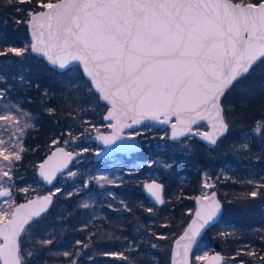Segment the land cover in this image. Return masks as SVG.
<instances>
[{"label":"trees","instance_id":"16d2710c","mask_svg":"<svg viewBox=\"0 0 264 264\" xmlns=\"http://www.w3.org/2000/svg\"><path fill=\"white\" fill-rule=\"evenodd\" d=\"M48 1L0 0V117L11 124L1 110L7 106L11 113V106H17L21 119L15 126L22 131L9 162L4 154L0 158L6 161L0 188L17 187L16 203L25 200L31 191L21 188L41 184L38 165L66 139L73 140L76 151H85V161L74 166L80 169L75 175L59 179L58 184L64 180L62 189L51 210L25 231L21 252H35L31 264H170L173 243L193 217L194 200L204 195L206 172L224 210L195 252L206 241L224 255V264H264V59L224 96L229 131L215 147L195 138L173 143L166 137L168 146L161 153L153 143L157 138L150 139L142 160L116 156L119 167L131 175L101 185L92 176L108 162L93 160L95 145L86 137L103 124L105 105L79 66L60 73L30 51L27 22ZM182 143L181 152L172 147ZM89 166L95 168L90 176L85 174ZM157 167L165 187L160 207L145 194L142 181Z\"/></svg>","mask_w":264,"mask_h":264},{"label":"water","instance_id":"95a60500","mask_svg":"<svg viewBox=\"0 0 264 264\" xmlns=\"http://www.w3.org/2000/svg\"><path fill=\"white\" fill-rule=\"evenodd\" d=\"M27 28L33 55L62 73L79 66L102 104L108 132L86 138L101 150L102 162L141 151L133 132L151 125L170 130L177 142L195 138L209 148L229 131L222 100L264 59V1L233 0H58L31 14ZM205 126V131L198 128ZM85 155L57 146L38 165L44 188ZM155 206L165 204L159 180L143 186ZM9 189H0L4 200ZM54 192L19 202L0 223L1 264H23L21 238L48 213ZM223 204L216 191L195 198V211L175 239L170 264H193L206 231L220 222ZM221 252L203 264H224Z\"/></svg>","mask_w":264,"mask_h":264},{"label":"rangeland","instance_id":"374dc122","mask_svg":"<svg viewBox=\"0 0 264 264\" xmlns=\"http://www.w3.org/2000/svg\"><path fill=\"white\" fill-rule=\"evenodd\" d=\"M54 2H56V1L55 0H49L48 2L45 3V5L48 6V5L53 4ZM242 2L243 1L240 0L237 3L243 4ZM11 107L14 109L11 113H10V110H11L10 107H7V106L5 108H3V111L1 110V114L5 115V116L9 115L8 120L11 118V124H10V122L8 125L5 124L2 121H4V119H6V118L0 117V158H3L2 156L5 155L4 156L5 158L8 157L7 162H9L10 156L14 155V152L18 148L19 140L21 139V134H22V131H21V128L19 127V125L15 126V123L18 122V119H21L20 117H17L19 114L17 115L15 113V111L16 110L19 111V109L17 108V106H11ZM104 109H105V112H104V114H105L106 110H107L106 105L104 106ZM104 114H103V116H104ZM109 126H110L109 123H104V121H103V124H100L98 126V128L97 127L94 128L95 131L93 133L95 134V133H99V132H108V131H110ZM206 129L207 128L205 126H201L198 128V131L201 132V131H205ZM19 130L21 131L20 134H19ZM169 132H170V130L166 127L156 128V127H153L151 125H147L145 127H142L141 129L137 130V131H134L133 133L135 135H137L141 139V141L143 142V147H142L141 151H139L135 154L129 155V156H125V159H130V157L134 156L135 159L142 160L145 156V147H148L151 144V142H148V141L150 139H155V138H157V140L153 141L154 146L159 147L161 153L165 152L168 144L166 146L165 145L166 142L163 140L166 137H169ZM89 136H91V135H89ZM89 136H87V137H89ZM145 141H147V143ZM56 142H57V140H54L53 143H56ZM88 143H92V142H88ZM173 143H175V142H173ZM63 144L67 149L76 150L75 146H73V140L72 139L64 140ZM172 147L174 149H179V152H181L186 147V144L185 143H182L179 145L173 144ZM94 149H95V152L101 150L99 147H96V145H95ZM9 151H11L13 154L9 155L8 154V153H10ZM116 158L117 157L105 160L108 163L100 166L99 168H101V170H99V169L96 170V172L97 171H99V172L97 173V175L92 176V177H94L93 179L97 180L101 185H103L107 182L119 183L122 179L126 178L127 175H131V172L124 170V169L119 167L120 162ZM83 159L84 158H82L81 160H78L77 162H75L71 166V170L65 174V175H68V176H66L67 179L70 178L72 176V174L75 175L76 171L80 170V169H74V166L79 165L81 163V161H85ZM102 162H104V161H102ZM5 163H6V161L2 160L0 162V168H1V165L5 164ZM163 165L167 166L165 163H163ZM94 171H95V168H92V166H89L88 172H86L85 174H89V176H90ZM162 173L163 172L161 171V168L157 167L156 169H154V171L147 172L146 176L142 179V181L145 184V183L152 181V180H160ZM5 174H6V172H5ZM202 181H203V185L205 187L203 194L208 195L209 193H211L213 191L212 188L214 186V181H213L212 177H210L209 174H207L206 172L202 173ZM63 182H64V180L59 184L57 182V184L54 187H52L51 188L52 190H50V191L54 192V194L58 193L62 189L61 185ZM169 186H170V183L168 184V186H166L167 189L170 188ZM2 188L6 189L7 187H2ZM2 188H0V189H2ZM39 189H44L42 183L41 184H32L29 187L21 188V191H23V192L31 191L30 195L27 194V196H24L25 200H27L29 198L41 195ZM17 190H18L17 187L13 188V191H11L8 194L6 199L0 201V223L6 221L11 216L12 211L16 205L15 192ZM171 191H173V190H170V192ZM214 252H216L215 248L210 246V244L207 243L206 241L202 242L200 248L194 254L196 264H203L205 259L211 253H214ZM21 256H22V260H23L24 264H31L32 260L35 258V252L29 251V252H26V254H25L24 251H22ZM0 264H1V262H0Z\"/></svg>","mask_w":264,"mask_h":264},{"label":"flooded vegetation","instance_id":"af4514ba","mask_svg":"<svg viewBox=\"0 0 264 264\" xmlns=\"http://www.w3.org/2000/svg\"><path fill=\"white\" fill-rule=\"evenodd\" d=\"M142 143H143V142H142ZM2 189H4V188H2ZM6 189H9V193L11 192L10 188H6ZM164 191H165V190H164ZM9 193H8V194H9ZM164 195H165V193H164ZM7 196H8V195H7ZM7 196H6V197H7ZM5 199H6V198H5ZM0 201H1V200H0ZM23 201H24V200H23ZM18 203H19V202H18ZM18 203H16V205H17ZM16 205H15V206H16ZM194 206H195V200H194ZM14 208H15V207H14ZM10 217H11V216H10ZM10 217H9V218H10ZM9 218H8V219H9ZM37 221H38V220H37ZM37 221H36V222H37ZM4 222H5V221H4ZM36 222H35V223H36ZM35 223H33V224H35ZM33 224H31V225H33ZM29 226H30V225H29ZM29 226H28V227H29ZM28 227H27V228H28ZM26 230H27V229H26ZM26 230H25V231H26ZM24 233H25V232H24ZM23 235H24V234H23ZM21 239H22V238H21ZM20 254H21V252H20ZM21 259H22V256H21ZM22 263H23V260H22ZM23 264H24V263H23Z\"/></svg>","mask_w":264,"mask_h":264},{"label":"bare ground","instance_id":"6f19581e","mask_svg":"<svg viewBox=\"0 0 264 264\" xmlns=\"http://www.w3.org/2000/svg\"><path fill=\"white\" fill-rule=\"evenodd\" d=\"M83 151H84V150H83ZM84 152H85V151H84ZM83 157H84V156H83ZM83 157H82V158H83ZM54 195H55V194H54Z\"/></svg>","mask_w":264,"mask_h":264}]
</instances>
